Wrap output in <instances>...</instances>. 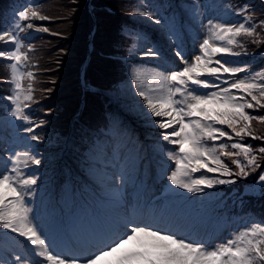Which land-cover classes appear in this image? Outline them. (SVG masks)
Returning <instances> with one entry per match:
<instances>
[{
	"label": "snow or ice",
	"instance_id": "obj_1",
	"mask_svg": "<svg viewBox=\"0 0 264 264\" xmlns=\"http://www.w3.org/2000/svg\"><path fill=\"white\" fill-rule=\"evenodd\" d=\"M127 15L155 25L169 48L125 25L117 62L130 69L126 86L101 95L120 103L131 94L156 133L154 159L109 113L75 142L83 186L47 203L42 185L56 141L45 132L50 120L34 110L40 65L31 41L34 32L52 33V18L39 0H23L0 21V231L11 237L0 264H264V217L209 236L204 225L215 218L191 211L209 206V190L249 180L245 195L264 197V134L256 128L264 125V68L245 59L264 60V16L254 0H190L179 21L171 4L146 0Z\"/></svg>",
	"mask_w": 264,
	"mask_h": 264
},
{
	"label": "trees",
	"instance_id": "obj_2",
	"mask_svg": "<svg viewBox=\"0 0 264 264\" xmlns=\"http://www.w3.org/2000/svg\"><path fill=\"white\" fill-rule=\"evenodd\" d=\"M145 2L146 0H41L39 2L43 13L52 18L46 22L52 33L39 32V35L31 41L36 46V51L32 53L33 63L39 62L40 65L35 84L40 103L34 105V110L41 114V118L50 120V126L45 132L52 139L72 135L74 149L78 155L79 145L75 142L80 139L81 128L94 126L102 117L115 113L117 109L116 103L109 102L101 92L83 89L81 67L89 52V34L95 26L91 38L93 45L90 50L91 57L84 67L85 84L101 90L119 86L120 83L127 81L130 71L122 61L117 62L121 48L119 39L121 29L125 25L134 26L136 32L146 37L139 23L127 15L132 8L139 7ZM232 2L238 3L239 0ZM254 2L256 15L264 16V4L259 0ZM19 3H23V0H0V21L6 19L14 4ZM173 3L164 0L165 8L171 4L173 9ZM90 5L92 10L89 8ZM181 6L186 7L187 3ZM126 42L131 41L126 38ZM257 48L258 45H250L252 52ZM124 55H127L126 50ZM245 59L252 66L260 63V66L253 67L255 71L264 68V60H261L260 55ZM5 72L6 65L0 62V76ZM48 88L54 89L51 95L43 91ZM49 107L54 109V113L45 116ZM0 116L3 114L0 113ZM256 128L259 133L264 134V125L257 122ZM77 159L80 161V156ZM46 172L48 173L47 169ZM66 178L67 176H62L61 182L63 183ZM248 183L250 180L236 185L220 186L219 191L210 190V203L218 201L219 204L227 206L225 213L229 217L251 215L259 221L264 217V197L259 193L245 195L244 190ZM238 196L243 197V204Z\"/></svg>",
	"mask_w": 264,
	"mask_h": 264
},
{
	"label": "rangeland",
	"instance_id": "obj_3",
	"mask_svg": "<svg viewBox=\"0 0 264 264\" xmlns=\"http://www.w3.org/2000/svg\"><path fill=\"white\" fill-rule=\"evenodd\" d=\"M40 1L41 0H39V2ZM169 1L174 2L173 11L177 18V21H179L182 15L186 17L188 13V9L190 7V0H169ZM259 1L262 2V0ZM154 2L155 3L162 2L164 5L163 0H154ZM184 3H187L186 7L181 6V4ZM10 14L11 11L6 15V18ZM133 18L139 20L138 23L140 27L144 30L147 39H155L159 43H161V45L165 49L169 48L168 41L163 37L162 33L155 25L149 23L143 17L136 16ZM94 28L95 26L93 27L92 31L94 30ZM37 35H39V32L33 33L34 37ZM91 38L92 37L89 36L90 43H91ZM90 57L91 56L89 52V59ZM86 62L84 64H86ZM137 62H140V60L137 59V61L136 60L132 61L133 64ZM144 64H146L145 67L147 68H153L156 66L153 63H148L146 60ZM258 66H260V63L253 64V67L255 68ZM81 83L83 85V89L88 90L89 86L85 84L83 72L81 76ZM119 86H126V81L120 83ZM90 87L91 88L89 90L99 91V92L102 91L101 89H98L94 86H90ZM116 106L117 109L115 110L116 111L115 114H117L120 119H122L131 129L135 131L136 139L139 141V145H137V149H139V146H142L144 150V155L147 156L149 159H154L153 153L158 149V146L155 143L156 133L154 130L144 126V123L141 121V119L137 114L135 103L132 99L131 94H128V96L120 103H116ZM2 118L3 116H0V119ZM56 138H53V141L56 142L49 144L48 146L49 166L46 168L48 173L46 176V185H42V189L46 187L48 191L41 192V195L44 196L46 203L49 200L54 202L62 198L65 193V189L68 188L69 186L75 185L77 191H79V189L85 183L84 176L82 175L83 169L81 167L80 161L77 159L79 155L76 153L74 149V144H73L74 139L72 135H70L69 137L67 136L64 138H60L58 141L56 140ZM144 163L148 164V160L146 159ZM60 176L61 177L67 176V178L63 182V186L59 188L58 179L60 178ZM78 181H82V184H79ZM60 191H62V193ZM156 194H159V192H157ZM225 209L226 207L224 204L222 203L219 204L218 201L217 202L215 201L212 204L209 203V206L206 208L201 207L199 204H194L191 211L193 213L205 215L208 218H213V217L215 218L212 219L210 223L207 220L205 222L204 230L209 234V236H222L226 234L225 229L234 230L236 226H240L242 222L246 220L258 221L254 216L251 215H235L233 217H229L226 215ZM217 224L222 225V227L218 229ZM10 242H11V237L6 235L3 231H0V245Z\"/></svg>",
	"mask_w": 264,
	"mask_h": 264
},
{
	"label": "bare ground",
	"instance_id": "obj_4",
	"mask_svg": "<svg viewBox=\"0 0 264 264\" xmlns=\"http://www.w3.org/2000/svg\"><path fill=\"white\" fill-rule=\"evenodd\" d=\"M147 24V23H146ZM95 30V29H94ZM94 32V31H93ZM93 35V33H91ZM89 34V36L91 35ZM84 67H85V64L83 65V67H81V76H82V72H83V75H84ZM88 88V87H87ZM91 87H89L88 89H90ZM69 137V136H68ZM67 150V148H66ZM79 184H82V181H78Z\"/></svg>",
	"mask_w": 264,
	"mask_h": 264
},
{
	"label": "water",
	"instance_id": "obj_5",
	"mask_svg": "<svg viewBox=\"0 0 264 264\" xmlns=\"http://www.w3.org/2000/svg\"><path fill=\"white\" fill-rule=\"evenodd\" d=\"M89 8H90V10L92 9V6L90 5L89 6ZM136 20V19H135ZM136 21H138V20H136ZM139 22V21H138ZM95 29V28H94ZM94 31V30H93ZM93 31H92V33H93ZM90 37H92V34L90 35ZM91 48H92V45H91V43H90V46H89V52H90V50H91ZM89 52H88V55H87V59H86V61L89 59ZM85 61V62H86Z\"/></svg>",
	"mask_w": 264,
	"mask_h": 264
}]
</instances>
